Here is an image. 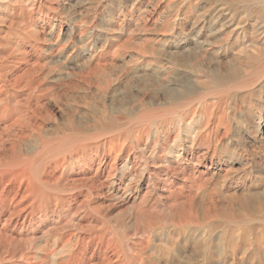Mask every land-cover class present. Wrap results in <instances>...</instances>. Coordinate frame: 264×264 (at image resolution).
Masks as SVG:
<instances>
[{"label":"bare ground","instance_id":"1","mask_svg":"<svg viewBox=\"0 0 264 264\" xmlns=\"http://www.w3.org/2000/svg\"><path fill=\"white\" fill-rule=\"evenodd\" d=\"M141 1L0 0V264L264 258V183L246 182L264 146V0H157V43L137 44ZM120 56L151 83L130 85L133 105L113 100ZM219 211L254 224L226 231L214 262ZM159 212L178 224L153 226Z\"/></svg>","mask_w":264,"mask_h":264},{"label":"rangeland","instance_id":"2","mask_svg":"<svg viewBox=\"0 0 264 264\" xmlns=\"http://www.w3.org/2000/svg\"><path fill=\"white\" fill-rule=\"evenodd\" d=\"M91 1H93V0H90V2ZM95 1V0H94ZM152 2V5H151V2ZM80 2L82 3V5H88V3H89V0H80ZM134 2H136V1H134ZM134 2H132L131 3V5L134 3ZM142 2V5L140 6V7H134L133 8V13H132V15H133V17H135L136 18V20H134V21H132L131 22V25H130V27H129V30L128 31H131L130 33H131V35L134 37V39L136 40L135 42L138 44V42H140V43H152V42H155L154 41V35H155V33H154V27L153 26H151V24H152V22L153 21H151V19L150 18H152V19H156L157 18V16H159V11L157 10V7H155L156 6V4H154V2H157V0H142L141 1ZM90 4V3H89ZM137 4V3H136ZM106 7H102V9L99 11V13H98V23H101V24H104L105 23V21H106V19L107 18H109V7H107L108 6V4H104ZM154 6V7H153ZM147 8V9H146ZM155 8V9H154ZM139 9V10H138ZM151 10V11H150ZM156 10V11H155ZM154 12V13H153ZM206 16H209V18L211 17V15H210V13H208V15H206ZM155 17V18H154ZM137 18H139L138 20H137ZM145 19H147L146 20V22H145ZM104 20V21H103ZM103 21V22H102ZM143 23H147L148 24V27L147 28H145L146 26H144L143 25ZM100 24V25H101ZM141 24V25H140ZM5 31V30H4ZM4 31H0V38H2V35L4 36L6 33V31H7V29H6V31L4 32ZM142 41V42H141ZM171 42H173L172 40L171 41H168L167 43H165V45L166 46H169V45H167V44H171ZM155 43H157V42H155ZM161 42H158V44H157V47H158V50H159V52L162 54V55H165L166 56V54H170L173 50H168V52L166 51L165 52V45H162L161 46ZM130 58L129 57H127V58H125V59H123L121 56L119 57V58H117V62H118V66H117V68H116V73L117 74H121V70L122 69H124L125 71H127V77H125V78H127L126 80H121V82H118L119 84L118 85H116L115 86V89H114V91L115 92H113V94L115 95H113L112 94V96H113V100L115 101V103L116 102H118L120 99L119 98H125V100L126 101H131L132 100V95H131V87H130V85L131 86H136V87H142V89L145 87V85L146 86H149L151 83H150V81H148L147 80V78H146V76H143L144 75V73L142 72V76L141 75H139L138 73H135V71H133V70H131V67L130 68H128L130 65H131V62H130V60H129ZM127 68H128V70H127ZM73 70L74 71H78V69L76 68V67H74L73 68ZM120 70V71H119ZM119 71V72H118ZM133 71V72H132ZM115 72V71H114ZM133 73H135V74H133ZM134 75H136V76H134ZM130 78H129V77ZM141 77V78H140ZM128 79H129V81H128ZM125 81V82H124ZM128 83H129V85H128ZM128 87H130V88H128ZM122 98H121V100H122ZM117 99V100H116ZM130 99V100H129ZM120 100V101H121ZM134 102L135 101H131V103H130V105H133L134 104ZM133 103V104H132ZM83 110H85L86 111V109H83ZM68 111V110H67ZM66 111V112H67ZM61 117V116H60ZM63 119L64 118H60V120L61 121H63ZM48 128V129H47ZM51 128H52V123L51 122H48L47 123V125H46V127H45V129H46V132H48V133H51L52 132V130H51ZM51 131V132H50ZM248 145H250V147H251V143L250 144H248ZM258 147L257 145H252V148H255V151H256V154H255V161H256V165H254L251 169H250V173H249V175H250V177L247 179V183H249V184H251V182H254V184H263L264 183V175H262V172H263V174H264V170H263V168H264V146L262 147V149H260V148H256V147ZM41 149V148H40ZM260 151H259V150ZM263 152H262V151ZM259 154V155H258ZM263 154V155H262ZM262 156V157H261ZM229 162H227V164H228ZM243 164H244V162L242 163V162H240V163H236V164H233V168L234 169H231V173H229L230 175V179H232V181L233 182H235V181H237L238 183L241 181V178L243 179V172H242V168H243ZM236 166V167H235ZM239 167V168H238ZM235 170V171H234ZM233 171V172H232ZM236 172V173H235ZM222 173H224V174H221V179L223 178V176H226V171L225 170H223L222 171ZM226 173V174H225ZM233 173H235V174H233ZM242 173V174H241ZM259 174V175H258ZM241 175H242V177H241ZM257 175V176H256ZM260 176V177H259ZM262 176V177H261ZM232 177V178H231ZM251 178V179H250ZM252 178H254V179H252ZM258 178V179H257ZM236 179V180H235ZM240 179V180H239ZM260 180H261V182H260ZM236 182V183H237ZM235 209V210H234ZM233 210H232V212H233V214L234 215H236V216H238L239 215V211H238V209H237V207H235ZM261 210L262 209H260V212H261ZM237 212V213H236ZM259 211H257V212H255V216L254 217H256L253 221L254 222H256L255 224L253 223V221H252V223H251V221L250 222H248V224L246 225V227H245V225L243 226V225H237V224H235L234 225V223H229V222H225L224 220H222V216H223V212L222 211H219L218 213H217V215L219 216V219L216 217V218H214V217H212V222H210V225H211V223H212V225L213 224H215L217 227H216V229H215V227H214V225L212 226V228H211V230L212 231H210L209 229H208V227L207 228H205L206 229V231L208 232V230H209V233H208V235L210 236V238H212L211 240H212V242H210V244H211V249H212V253H213V256H215L214 257V262H216V258H218L219 256H217V251H219V247L221 246V243H224V241H229L228 240V238H231V236H229L228 234H233V233H235V235H232V237H233V240H234V236L235 237H237V235L236 234H238V230H239V233H241V235L244 237V233L245 232H243V231H245L246 230V228L247 227H250V226H252L253 224L256 226V225H263L264 226V224H263V222H264V220H262V219H260V218H262L261 216H262V212L260 213ZM263 212H264V209H263ZM162 212H159V217H158V219L155 221H153V226H156V225H158V224H160L161 223V225H163V226H165V227H168V228H172L174 225H176V224H178V219H177V217L176 216H174L173 217V215H170L169 213V215L166 213V212H164V214H161ZM260 213V214H259ZM168 215V216H167ZM201 215H202V213L201 212H199L198 213V219L199 220H201ZM161 216H163L162 218H161ZM257 216H259V217H257ZM167 217V218H166ZM166 220H165V219ZM258 218V219H257ZM162 219H164V220H162ZM177 219V220H176ZM262 220V221H260V220ZM159 220H161L160 222H158ZM214 221H215V223H214ZM222 222V224H220V223ZM260 222H262V223H260ZM173 224V226L171 227H169V225H172ZM194 224H196V223H192V226H194L192 229H193V231H195V232H198V234H200L201 232L202 233H204V231H203V229H198V230H196L197 228V226L196 225H194ZM218 224V225H217ZM219 224L220 225H223L222 226V228L220 229V227L221 226H219ZM251 224V225H250ZM167 225V226H166ZM226 225V226H225ZM227 226H230L229 228H226ZM241 227V229L242 230H240L238 227ZM223 227H224V229H223ZM234 227H236V228H234ZM242 227H244V230H243V228ZM231 228H233V229H231ZM204 229V230H205ZM220 229V230H219ZM238 229V230H237ZM218 230H219V232L220 233H218ZM225 232H224V231ZM229 230V231H228ZM230 230H234L233 232H231ZM200 231V232H199ZM205 231V232H206ZM224 233H223V232ZM226 231H227V233H226ZM237 231V232H236ZM241 231V232H240ZM166 232V231H165ZM215 234H213V233ZM231 232V233H230ZM252 231H248V233H251ZM210 233H212V236H211V234ZM221 233H223L222 235H221ZM206 235H207V233H205ZM225 234V235H224ZM214 235V236H213ZM224 235V236H223ZM216 236V237H215ZM214 237V238H213ZM227 237V239H225ZM209 238V239H210ZM215 238H216V240H215ZM236 240V239H235ZM164 243V245H162V246H165L166 244V246H168L169 244H168V240H167V238H166V235H165V238H164V240L162 241V243L161 244H163ZM213 243V244H212ZM213 247V248H212ZM218 248V250L216 249V248ZM215 248V249H214ZM194 249V250H193ZM216 250V251H215ZM216 252V253H215ZM189 253H190V255H189ZM200 253V254H199ZM188 254V255H187ZM198 254H199V256H198ZM202 253H201V251H199V250H195V247H188V250H187V252H186V255H187V257H192V255H193V262L194 261H196V259H200V258H202L203 256V254L201 255ZM155 257L157 258L158 256L157 255H155ZM245 259V260H244ZM257 259V260H256ZM259 259V260H258ZM262 259V260H261ZM233 260H235L234 262H233ZM247 260V261H246ZM250 260H251V262H250ZM238 261V262H237ZM241 261V262H240ZM256 261V262H255ZM258 262H259V264H264V258H261L260 256H256L255 258H254V260H253V258L252 259H249L248 257H245V258H243L242 259V257L241 256H239V257H237V258H235V259H231V257H228V259H227V263L226 264H239V263H241V264H251V263H256V264H258ZM262 262V263H261ZM219 264H220V262H219Z\"/></svg>","mask_w":264,"mask_h":264}]
</instances>
